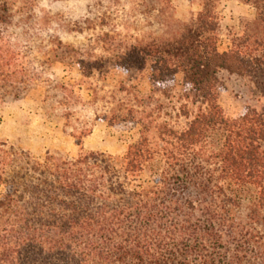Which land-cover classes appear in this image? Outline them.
<instances>
[{
  "label": "trees",
  "instance_id": "trees-1",
  "mask_svg": "<svg viewBox=\"0 0 264 264\" xmlns=\"http://www.w3.org/2000/svg\"><path fill=\"white\" fill-rule=\"evenodd\" d=\"M197 1L201 11L180 32L125 47L115 62L127 74L149 69L153 93L165 97L181 74L185 127L134 108L121 120L113 115L115 125L140 128V139L124 158L85 151L82 142L91 130L77 138L81 152L74 159L48 154L38 160L0 141V264H186L193 259L222 264L209 249L239 238L232 264L245 263V246L264 256L263 244L243 234L236 216L241 196L253 188L248 219L264 224V114L248 109L229 119L219 104L223 71L264 91V0H238L255 9L256 18L226 53L218 49L221 0ZM171 2L142 4L163 11ZM10 18L8 1L0 0V89H12L17 99L38 77L20 46L3 37ZM86 66L79 63L83 72ZM60 90L68 92L64 86ZM3 96L0 92V102ZM191 107L198 108L194 115ZM159 162L163 166L153 187L130 189L138 175ZM196 216L199 224L193 223ZM191 240L196 249L186 244ZM168 242L183 249L165 254Z\"/></svg>",
  "mask_w": 264,
  "mask_h": 264
},
{
  "label": "rangeland",
  "instance_id": "rangeland-1",
  "mask_svg": "<svg viewBox=\"0 0 264 264\" xmlns=\"http://www.w3.org/2000/svg\"><path fill=\"white\" fill-rule=\"evenodd\" d=\"M6 1L11 18L2 27L3 37L20 46L24 62L38 78L17 99L12 89H0L4 95L0 102L1 142L29 152L38 160L48 154L74 159L81 152L77 138L81 132L91 130L82 142L85 151L124 158L128 148L140 139V128L131 123L115 125L113 115H120L121 120L134 108L177 129L185 127L187 119L180 112L184 104L181 74L174 90L165 97L153 93L149 69L127 74L116 68L115 62L125 47L180 32L182 25L201 11L197 0H172L171 8L163 11L151 3L142 4L143 0ZM219 13L218 49L224 52L254 20L256 10L238 0H221ZM81 61L87 63L85 72L79 67ZM219 80V104L227 118L237 119L248 109L264 114V91L252 80L230 78L226 72L219 75ZM62 86L68 92L62 93ZM197 109L191 107L190 111L194 115ZM162 166L159 162L146 169L130 183V189L153 187ZM256 192L252 188L243 193L236 216L244 227L243 234L264 246V224H253L248 219ZM200 220L196 216L193 223L199 224ZM220 233L226 235L221 229ZM239 239L226 240L229 242L222 248L209 247V251L221 258L222 264H232ZM168 243L165 254L183 249L177 243ZM186 244L189 249L197 247L196 241ZM243 256L244 264H264V256L252 246L244 247ZM186 264L202 263L193 259Z\"/></svg>",
  "mask_w": 264,
  "mask_h": 264
},
{
  "label": "crops",
  "instance_id": "crops-1",
  "mask_svg": "<svg viewBox=\"0 0 264 264\" xmlns=\"http://www.w3.org/2000/svg\"><path fill=\"white\" fill-rule=\"evenodd\" d=\"M239 2V1H238ZM239 4V3H238ZM246 6V5H245ZM246 7H249V6H246ZM256 18V17H255ZM254 18V19H255ZM253 21V20H252ZM251 22V21H250ZM231 43V42H230ZM231 47V46H230ZM230 47L229 48H227L224 52H221V53H226V52H228L229 50H230ZM223 72H225V71H223ZM222 73V72H221ZM229 76H230V78H233V77H238V78H241V79H244V78H242V77H239V76H236V75H232V74H229L228 72H226Z\"/></svg>",
  "mask_w": 264,
  "mask_h": 264
}]
</instances>
